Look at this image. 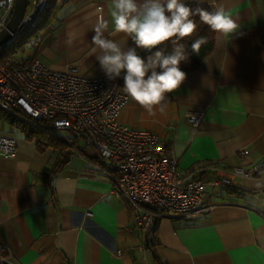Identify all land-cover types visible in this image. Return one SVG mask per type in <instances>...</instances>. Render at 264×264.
Returning a JSON list of instances; mask_svg holds the SVG:
<instances>
[{"label": "crops", "instance_id": "crops-1", "mask_svg": "<svg viewBox=\"0 0 264 264\" xmlns=\"http://www.w3.org/2000/svg\"><path fill=\"white\" fill-rule=\"evenodd\" d=\"M52 5V30L37 59L53 71L104 76L91 43L97 17L109 21V39H128L114 31L112 0H52L47 13ZM202 5L223 6L239 26L236 34L216 33L212 53L170 93L163 112L156 107L150 115L121 89L128 101L120 121L158 136L181 177L202 170L210 181L255 165L260 172L250 179L230 175L228 188L206 185L203 202L210 211L200 218L161 217L149 245L129 204L111 193V182L96 170L94 149L74 152L48 176L52 147L40 151L22 131L1 130L17 145L14 158L0 157L3 256L15 264H264V0ZM143 51L150 50L137 49ZM192 110L202 113L197 128L187 120ZM243 150L249 154L241 155Z\"/></svg>", "mask_w": 264, "mask_h": 264}, {"label": "built area", "instance_id": "built-area-1", "mask_svg": "<svg viewBox=\"0 0 264 264\" xmlns=\"http://www.w3.org/2000/svg\"><path fill=\"white\" fill-rule=\"evenodd\" d=\"M51 0H29L16 29L0 44V57L33 32ZM15 0H0V33L8 28ZM128 101L120 89V77L89 78L75 69L53 71L38 59L7 57L0 60V112L15 120L37 126L48 124L54 137L69 144L75 153L85 148L97 152L96 170L111 182V193L129 204L135 226L146 232L156 228L163 216L200 218L210 211L203 197L206 185L230 187V175L250 179L260 166L234 168L205 181L200 171L181 177L178 162L169 156L160 138L120 121ZM202 113L189 111L187 120L197 128ZM13 137L0 135V157L14 158ZM249 154L243 150L241 155ZM0 264H15L2 255Z\"/></svg>", "mask_w": 264, "mask_h": 264}, {"label": "clouds", "instance_id": "clouds-1", "mask_svg": "<svg viewBox=\"0 0 264 264\" xmlns=\"http://www.w3.org/2000/svg\"><path fill=\"white\" fill-rule=\"evenodd\" d=\"M203 3L196 0L193 7L185 0H112L114 31L128 38L120 42L106 36L108 20L103 16L96 19L91 43L101 70L110 81L121 77L123 70L124 92L150 115H155L156 107L160 112L165 110L166 94L178 89L186 78L179 67L181 61L188 60L181 41L197 30L194 16L221 36L236 34L239 26L223 6L209 11L201 6ZM129 39L132 45H128ZM168 41L173 45L171 51L160 47ZM206 43V37L197 38L191 43L192 52L198 54ZM154 48L157 50L146 58L138 55L137 49Z\"/></svg>", "mask_w": 264, "mask_h": 264}, {"label": "trees", "instance_id": "trees-1", "mask_svg": "<svg viewBox=\"0 0 264 264\" xmlns=\"http://www.w3.org/2000/svg\"><path fill=\"white\" fill-rule=\"evenodd\" d=\"M189 5L193 7L196 6V4L194 3H189ZM201 6L204 7L206 10L214 11V9L209 5H201ZM52 7L53 8L51 9V11H48L47 13V10L49 9L48 7L44 16L40 20L39 24L36 26L35 30L24 38L26 39L31 34L35 35L33 40H30L24 46L25 48L22 51V53H25L26 55V56H23L25 60L32 61L34 59H37L39 45L41 41L52 30L51 26L49 25V21L51 17L54 16L55 6L52 5ZM193 20L197 24V30L193 33L192 36L186 37L181 41V43H184L186 46L188 60L181 61L179 67L183 72L186 73V75L195 71L196 69H198V67H200L204 59H206L214 50L215 40H216V33L210 30V28L206 24H203L199 20L198 15L194 16ZM36 30H38L37 33H36ZM199 37H206L207 43L201 46L197 54V53L192 52L191 43H193ZM21 42H19L18 44H20ZM160 47L166 51H171L173 45L171 44L170 41H168V42H165ZM156 50L157 49L154 48L150 51H143L138 55H140L141 58H146L148 55L152 54V52ZM8 52L9 50L0 57L1 61H5L7 57L14 56V55H10ZM157 71H159V69H157ZM123 74L124 73L122 70V74L120 77V89H123ZM166 95H167V98L164 101V103H167L171 100V94L169 93ZM3 115L5 116L6 122H8L11 125H16L17 127L21 129L26 139L34 141L38 150L43 151L44 149L48 147H52L54 149V152L56 155L53 161L54 167L50 170L51 173L48 176L54 173H57L62 167H65V165L67 164V162L73 155L74 150L69 144L63 142L62 140H59L58 138L54 137L50 132H48L49 130L47 129V126H48L47 123L42 122V121H37V126H34V125L32 126L24 122L17 121L12 116H9L8 114L4 113ZM155 229L156 228H150L146 231V234H147L146 239L149 245L152 244V242H154ZM156 264H161V263L157 262Z\"/></svg>", "mask_w": 264, "mask_h": 264}, {"label": "water", "instance_id": "water-1", "mask_svg": "<svg viewBox=\"0 0 264 264\" xmlns=\"http://www.w3.org/2000/svg\"><path fill=\"white\" fill-rule=\"evenodd\" d=\"M28 3L29 0H15L12 16L8 23V28L0 33V44L3 43L9 37L10 33L16 29Z\"/></svg>", "mask_w": 264, "mask_h": 264}, {"label": "rangeland", "instance_id": "rangeland-1", "mask_svg": "<svg viewBox=\"0 0 264 264\" xmlns=\"http://www.w3.org/2000/svg\"><path fill=\"white\" fill-rule=\"evenodd\" d=\"M38 30H36L37 33ZM35 35L31 34L28 36L26 39H24L20 44L14 46L11 50H9L10 55H14L13 57H23L26 56L25 53H22L24 50V46L30 41L33 40ZM4 113L0 112V131L1 130H12L16 134H21V129L17 127L16 125H10L8 122L5 120V116L3 115Z\"/></svg>", "mask_w": 264, "mask_h": 264}]
</instances>
